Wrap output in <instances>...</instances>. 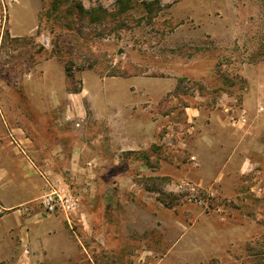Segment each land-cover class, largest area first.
I'll return each instance as SVG.
<instances>
[{
	"label": "rangeland",
	"instance_id": "374dc122",
	"mask_svg": "<svg viewBox=\"0 0 264 264\" xmlns=\"http://www.w3.org/2000/svg\"><path fill=\"white\" fill-rule=\"evenodd\" d=\"M18 1L0 0V185L11 163L33 198L0 211V264H264V0L65 5L96 23ZM13 15L43 35L11 37Z\"/></svg>",
	"mask_w": 264,
	"mask_h": 264
},
{
	"label": "crops",
	"instance_id": "0c3cea01",
	"mask_svg": "<svg viewBox=\"0 0 264 264\" xmlns=\"http://www.w3.org/2000/svg\"><path fill=\"white\" fill-rule=\"evenodd\" d=\"M20 1V0H19ZM19 1L18 3L15 4V9H16V5L19 4ZM19 11V10H18ZM19 14H20V11H19ZM16 19V16L13 15L12 16V19L10 20V25H9V30L8 32L10 33L11 37L13 38H25L27 36H34L35 35H43V33L40 32L39 30V24L36 25V28L35 30L33 31L32 34L30 35H27L26 34V30L23 29V25L20 24L18 25L15 21ZM89 70H92L94 71L93 69H86L82 72V90L78 93H74L75 95H78L84 91H88L89 89L86 88L85 84H84V81H83V74ZM95 72V71H94ZM97 77L102 79V81H109V80H112V86L113 84H117L118 81L120 78L117 77V76H110V77H107V78H101L97 73H96ZM73 94V93H72ZM70 96L69 98V102H70V105L72 104V95L71 94H68ZM121 100L122 99H116L115 101H113L112 103H121ZM0 120H1V117H0ZM1 140V139H0ZM8 145L7 143H1L0 141V150H3L4 148H6ZM30 162L32 163V160H29L28 156L25 155L23 156V158H21V161H20V166H21V170H23L25 173L22 175V178H28L29 177V174H30V171H29V164ZM3 168L7 169L6 171V174H8V176L11 175V179H7L6 181H4L1 185H0V211L1 210H7V209H14L16 207H19L21 205H23V203H26V202H30L32 200V195L30 196L29 194V198H26V199H23L21 198V190L20 187L18 186V179H17V176L15 175V177H12V172H11V163L9 164H4L2 166ZM2 168V169H3ZM15 186V189H13V187ZM31 187L30 186H26L25 187V191L28 192L30 191ZM15 190H17V193H18V197L15 198L14 197V194H12V191L14 192ZM27 195V194H26ZM28 196V195H27ZM21 198V199H20ZM41 204V203H40Z\"/></svg>",
	"mask_w": 264,
	"mask_h": 264
},
{
	"label": "trees",
	"instance_id": "16d2710c",
	"mask_svg": "<svg viewBox=\"0 0 264 264\" xmlns=\"http://www.w3.org/2000/svg\"><path fill=\"white\" fill-rule=\"evenodd\" d=\"M70 0H52L50 7L48 9H46V11L44 12V14H46L47 19H49L50 17H55L57 16L59 13H66L69 16L72 15V12H74L73 10H76L78 13V16L76 17L77 20L83 21L86 20V22L88 23H96V22H100V21H104L107 18L106 15V11H99L98 9H86L83 4L81 2H73L74 5H71L69 7H66L65 5L69 2ZM119 10L120 12H123L129 8H131L130 6L127 7L126 6H122V0L119 1ZM61 24L63 29L67 30V31H73L74 32V39H75V45L77 40H84V41H88L90 38H88L89 36H87L85 33H83L79 28L77 29L76 27H71L72 26V19H69L68 21L64 22L61 19ZM83 26V25H81ZM16 39H20V38H16ZM30 40L34 39V36H30L29 37ZM73 41V39H72ZM71 42V41H69ZM72 47L74 45H71ZM71 49V50H70ZM67 52L69 54H71L74 50L72 48H70ZM60 50H56L55 52L52 51L51 55H57V56H61ZM88 68L92 69L94 68V64H89ZM81 70H84V68H82ZM66 75L69 79L73 78V75L71 74L70 70L68 68H66ZM69 92L71 93H78L82 90V81L79 80V85L77 87H70L68 88Z\"/></svg>",
	"mask_w": 264,
	"mask_h": 264
},
{
	"label": "built area",
	"instance_id": "2783aa9c",
	"mask_svg": "<svg viewBox=\"0 0 264 264\" xmlns=\"http://www.w3.org/2000/svg\"><path fill=\"white\" fill-rule=\"evenodd\" d=\"M57 191H53L45 195L43 201L41 202L44 205L45 210L47 213H51L55 211L56 206H57Z\"/></svg>",
	"mask_w": 264,
	"mask_h": 264
}]
</instances>
